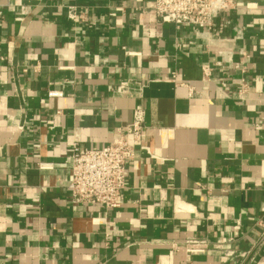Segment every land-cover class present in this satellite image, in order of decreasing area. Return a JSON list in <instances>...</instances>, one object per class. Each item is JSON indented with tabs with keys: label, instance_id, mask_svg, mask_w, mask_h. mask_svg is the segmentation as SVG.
Returning <instances> with one entry per match:
<instances>
[{
	"label": "crops",
	"instance_id": "0c3cea01",
	"mask_svg": "<svg viewBox=\"0 0 264 264\" xmlns=\"http://www.w3.org/2000/svg\"><path fill=\"white\" fill-rule=\"evenodd\" d=\"M233 1L197 36L153 0H0V264H264V0ZM136 109L120 207L72 204V145Z\"/></svg>",
	"mask_w": 264,
	"mask_h": 264
},
{
	"label": "built area",
	"instance_id": "2783aa9c",
	"mask_svg": "<svg viewBox=\"0 0 264 264\" xmlns=\"http://www.w3.org/2000/svg\"><path fill=\"white\" fill-rule=\"evenodd\" d=\"M234 6L233 0H153L151 13L154 24L161 26L172 24L177 28L189 27L197 36L211 32L216 20ZM68 18L76 20V8L68 7ZM150 23L144 25L145 34L153 36ZM240 62L234 64V69L242 76L247 73L245 59L249 55L241 51ZM222 58L224 56L220 54ZM210 69L203 68L205 77L210 76ZM173 74V78H175ZM223 86H226L223 83ZM238 90L245 93L248 90L246 80L241 79ZM121 88H118L120 92ZM58 95V94H55ZM144 112L136 109L131 123L126 131L117 129L113 141L101 149H88L74 143L70 156V181L68 191L71 203L89 207L103 206L108 210L120 207L122 192L127 183V171L136 158V149L130 140L141 141L144 130ZM146 150L145 147H141ZM40 170H51L52 164L39 163ZM204 241L190 239L185 242L188 252H204L201 248Z\"/></svg>",
	"mask_w": 264,
	"mask_h": 264
}]
</instances>
